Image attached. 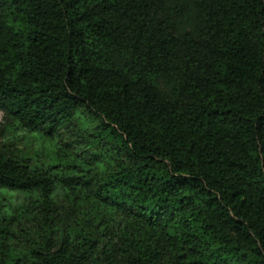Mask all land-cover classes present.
<instances>
[{"label": "trees", "instance_id": "1", "mask_svg": "<svg viewBox=\"0 0 264 264\" xmlns=\"http://www.w3.org/2000/svg\"><path fill=\"white\" fill-rule=\"evenodd\" d=\"M0 112V264H264V0H0Z\"/></svg>", "mask_w": 264, "mask_h": 264}, {"label": "rangeland", "instance_id": "2", "mask_svg": "<svg viewBox=\"0 0 264 264\" xmlns=\"http://www.w3.org/2000/svg\"><path fill=\"white\" fill-rule=\"evenodd\" d=\"M3 117V114L0 112V138H2V141L11 138V136H9L10 131L7 130L6 126L3 124ZM96 123V120H94L85 110H82L72 121L70 129L75 130L77 133L79 130L82 132L91 131L93 127H95ZM71 130L67 131L66 129H63L61 131L62 136H59L54 140H45L35 135L30 136L26 133L16 132V136L20 138L18 147L32 155H39L40 158H43L44 161L49 163L55 158L58 149L60 150L59 153L63 155V145H65L67 142H70L72 139L70 134L73 131ZM88 151L91 153L90 150H87V148L83 146H79L77 149H75V153L78 157L81 156V154H86ZM93 158H95V156ZM89 159L91 158L88 157V160ZM57 193L58 198L60 197L61 199H64L66 196L62 191H58ZM6 197V194L0 193V209L18 207L22 204L28 203V199H26L25 195L23 194L14 195L11 200L6 199Z\"/></svg>", "mask_w": 264, "mask_h": 264}]
</instances>
